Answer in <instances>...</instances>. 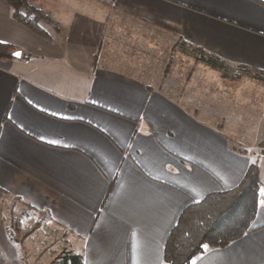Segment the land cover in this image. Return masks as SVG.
Returning a JSON list of instances; mask_svg holds the SVG:
<instances>
[{
    "label": "crops",
    "instance_id": "obj_1",
    "mask_svg": "<svg viewBox=\"0 0 264 264\" xmlns=\"http://www.w3.org/2000/svg\"><path fill=\"white\" fill-rule=\"evenodd\" d=\"M31 1L55 23L44 35L0 0V42L21 52L0 58V264H25L9 227L15 201L84 264H163L185 206L236 186L252 163L261 186L250 230L190 264H264V79L254 125L240 132L225 107L232 92L218 111L185 98L155 82V59L135 42L161 32L264 71V0Z\"/></svg>",
    "mask_w": 264,
    "mask_h": 264
},
{
    "label": "rangeland",
    "instance_id": "obj_2",
    "mask_svg": "<svg viewBox=\"0 0 264 264\" xmlns=\"http://www.w3.org/2000/svg\"><path fill=\"white\" fill-rule=\"evenodd\" d=\"M136 34L135 42L139 50L138 54L141 57L155 59L153 65H147L152 69L149 72L154 76L155 82H160L162 78L161 82H165L174 91L181 92L185 98L191 101H200L205 106L211 105L217 111L224 107L220 101L222 94L226 90L230 91L232 92L231 97L227 98L232 102L225 107L233 115V125L235 124L236 127H252L254 125L258 113L252 108L254 99L256 100L252 93L255 94L256 88L259 89L261 78L254 77L252 72L245 71L238 66L227 65L224 70H218L207 65L197 59V49L176 41L168 34L155 31ZM122 42L117 43L118 53L122 51L120 47ZM243 115L247 116L248 120L242 118ZM239 131L241 132L243 129L239 128ZM239 131L236 133H240ZM246 142L252 141L248 139ZM263 143L261 141V145ZM238 144L239 147H245L243 143ZM13 206L16 208L10 210L12 214L9 216L12 223L16 220L20 221L21 233L17 234V239L20 240L18 245L25 264H50L58 255L66 252L63 250L64 234L60 232V229L57 232L54 230V226L48 223L43 226L41 223L45 218L39 214H32L30 218L25 217L26 215L23 213L27 209L19 202L15 201ZM28 230L32 231L25 236L24 233Z\"/></svg>",
    "mask_w": 264,
    "mask_h": 264
},
{
    "label": "trees",
    "instance_id": "obj_3",
    "mask_svg": "<svg viewBox=\"0 0 264 264\" xmlns=\"http://www.w3.org/2000/svg\"><path fill=\"white\" fill-rule=\"evenodd\" d=\"M12 8L14 17L33 32L44 35L43 22L55 23L49 13L31 0H5ZM198 50L197 59L218 70L229 65L215 54ZM17 48L0 42V58H13ZM250 71L254 77L264 79V71L248 66H238ZM261 186L260 168L252 163L241 181L234 187L213 191L202 199L185 206L170 230L164 245L163 264H190L191 260L206 247H224L243 236L251 228L259 205ZM11 237L19 244L20 221L11 222ZM32 230L24 233L27 236ZM50 264H84L83 257L66 251Z\"/></svg>",
    "mask_w": 264,
    "mask_h": 264
},
{
    "label": "water",
    "instance_id": "obj_4",
    "mask_svg": "<svg viewBox=\"0 0 264 264\" xmlns=\"http://www.w3.org/2000/svg\"><path fill=\"white\" fill-rule=\"evenodd\" d=\"M17 53H19V55H17ZM15 56H20L21 55V52L18 50L14 53Z\"/></svg>",
    "mask_w": 264,
    "mask_h": 264
},
{
    "label": "snow or ice",
    "instance_id": "obj_5",
    "mask_svg": "<svg viewBox=\"0 0 264 264\" xmlns=\"http://www.w3.org/2000/svg\"><path fill=\"white\" fill-rule=\"evenodd\" d=\"M17 55H19V53H17Z\"/></svg>",
    "mask_w": 264,
    "mask_h": 264
}]
</instances>
